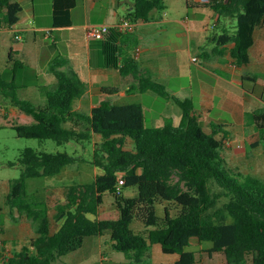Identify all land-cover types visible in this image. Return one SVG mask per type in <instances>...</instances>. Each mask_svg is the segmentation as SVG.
<instances>
[{"label": "trees", "instance_id": "16d2710c", "mask_svg": "<svg viewBox=\"0 0 264 264\" xmlns=\"http://www.w3.org/2000/svg\"><path fill=\"white\" fill-rule=\"evenodd\" d=\"M133 1L134 8L127 15L133 21L147 20L154 9L166 8L165 0ZM54 2L55 24H71L70 8L76 0ZM210 6L219 18L236 21L234 28L227 26L212 39L219 45L233 44L230 50L237 64L248 63L255 29L264 26V0H211ZM0 8L5 10L3 21L10 27L23 9L12 0H0ZM101 40L107 66L138 78L140 91L152 89L170 97L166 85L154 80L129 55L138 42L135 31L111 28ZM67 62L57 59L51 64L57 82L47 88L45 105L21 98L19 85L2 73L0 97L34 117L31 123L12 125L18 136L63 144L71 140L93 142L99 135L101 140L93 142L92 163L103 172L92 182L69 185L66 200L57 204L52 216L47 200L28 198L26 180L59 174L76 157L26 147L20 158L22 175L10 182L8 205L31 221L36 235L29 246L13 251L1 264H65L61 258L86 237L107 231L111 232L113 248L138 263L159 243L165 253L180 255L175 264H195V238L212 242L205 252L210 257L223 253L228 264H264V179L228 165L223 149L230 132L223 129L217 137L218 129L227 125H215L208 132L192 113V99L177 96L173 98L183 110L178 124L169 117L161 126H147L141 103L117 104L110 97L88 113L78 111L75 103L86 93L88 83L74 69L62 68ZM252 78L256 80V76ZM246 119L259 132L254 144L264 148V106L247 112ZM81 121L86 123L85 130L78 128ZM120 177L125 182L119 187ZM125 187L136 188L135 194L126 195ZM108 193L114 195L115 209L104 213L101 207ZM160 201L168 203L163 213L158 212ZM173 203L179 206L176 214ZM53 218L61 222L56 231L52 230ZM135 220L144 223L147 233L132 227Z\"/></svg>", "mask_w": 264, "mask_h": 264}, {"label": "crops", "instance_id": "0c3cea01", "mask_svg": "<svg viewBox=\"0 0 264 264\" xmlns=\"http://www.w3.org/2000/svg\"><path fill=\"white\" fill-rule=\"evenodd\" d=\"M12 1L21 3L23 9L17 23L10 27L3 21L5 10L0 8L2 55L6 51L9 55L6 64L0 58V64L4 66L0 73L8 81L15 80L19 85L18 91L26 88L27 99L45 105L47 88L55 86L57 82L55 74L49 70L55 58H49L45 67H41L42 43L45 42L42 32H54L53 41L56 43V31L66 30L61 35L66 40L68 56L59 60L66 59L68 62L62 68L74 69L88 83V89L76 101L75 109L90 112L94 106L109 97L105 89L114 92L112 96H117V104L136 102L146 109L147 95L158 100V94L154 90L138 89V78L132 74H122L118 67L107 66L105 59L101 60L103 45L97 42L101 39L89 38L87 34L90 24H117L128 18L127 15L134 8L133 0H76V4L70 8L72 23L58 25L55 24L54 0H40L39 3L37 0ZM165 2L166 8L154 9L147 20L136 21L138 42L129 51V55L154 80L166 85L170 93L168 106H174L173 102L178 104L173 98L175 96L180 99L190 98L193 102V115L203 123L208 132H212L215 125H227L218 129L217 137H221L225 129L233 139H247L254 134L257 142L259 132L253 124L247 122L246 113L264 106V26L255 29L254 43L249 48V62L238 65L230 50L233 44L219 45L216 39H212L215 33L220 32L219 27H229L227 22L230 20L235 25V19L224 17L221 22L219 14L210 6L211 0ZM16 35H20V38ZM8 68L12 70V74L7 71ZM28 70L35 74V80H29L33 77L27 78L25 72ZM244 74L248 75L247 78H243ZM253 76H256V80H253ZM1 106L6 109L7 121L14 117H21L26 123L34 121L32 115L0 97ZM182 113L181 108L166 116L173 117L178 124ZM214 113L216 114L213 115ZM165 114L161 113V118L155 120L159 123L157 126L164 123ZM208 126L210 130L207 129ZM137 222L140 228H135L134 224ZM132 227L138 232L147 233L146 226L140 220H135ZM57 229L52 228L53 231ZM0 231L3 234L6 232L4 227H0ZM29 232L32 239L36 235L32 223ZM3 236L0 241L7 244L6 240L10 237L5 239ZM18 239L23 241L22 236ZM195 240L192 239V242ZM25 245L27 244L21 243V247ZM2 256L4 254L0 251V262L3 261ZM170 256L166 260L161 244L155 243L150 256L144 261L151 264H175L180 257L178 253ZM215 256L216 254L210 259L213 260ZM202 258L196 254L195 264H215V261L208 262ZM61 261L65 264H145L144 261L136 263L126 253L114 249L109 231L86 237L81 245L65 254Z\"/></svg>", "mask_w": 264, "mask_h": 264}, {"label": "rangeland", "instance_id": "374dc122", "mask_svg": "<svg viewBox=\"0 0 264 264\" xmlns=\"http://www.w3.org/2000/svg\"><path fill=\"white\" fill-rule=\"evenodd\" d=\"M39 1L40 0H37L38 3ZM222 21H224V16L221 17V22ZM227 23L229 25V28L231 27L234 28L233 20H230ZM62 31H66V30H58V32L56 31L58 37L56 43L55 41H53L55 35L54 32L51 34H49L46 31L42 32V35L45 39V42L42 43V52H43V59L41 62L42 68L45 67V63L49 58H55L56 60L59 58H66L68 56V47L65 38L62 37L61 35ZM218 31L222 33L223 29L219 27ZM25 39L26 36H24L23 40ZM97 42L101 44L102 40H97ZM2 48H3V44L0 43V58L2 57L3 63L6 64L9 55L7 51L2 55ZM101 56H102L101 60L103 61L105 59L104 54H102ZM95 61L96 58L94 62ZM3 68L4 66L0 64V70ZM7 71L12 74V70L10 68H8ZM25 74L28 75L27 78H32L35 75L30 70L26 71ZM36 76H38V74ZM29 80H35V78L33 77L32 79ZM25 90L27 89L22 88L20 91H18V94L21 98H26ZM109 97L114 103L117 101V96L115 98V96L109 95ZM168 98L158 95V100H155L148 95L146 96L145 116H146L147 126L159 125V123H157L155 120L161 118V113L164 112L166 113L165 114V119H166L171 117V116H166L168 115L167 113L174 114V112L181 109L180 106L175 102H173L174 106H168V102H167ZM34 103L37 104L36 102ZM5 111L6 109L3 106H1L0 107V114H1L0 116V125H1L0 127V227H4L6 232L5 234H3L0 231V236L6 235V237L8 236L10 238L7 239L5 236H3V238L7 239L6 240L8 241L7 244H4L3 241L2 242L0 241V251L3 252L4 254V256H2L1 261L5 260V258L9 256L13 251L21 249L22 242L27 244L28 246L31 243V235L29 232L31 231L30 220L25 215L20 214L18 210L11 211L8 205L10 182L14 179L21 177L22 175L23 165L20 162V158L22 156V151L26 147H32L39 151H45V152H68L69 154L74 155L76 157V161L66 166L64 170L59 174H55L47 177L28 178L26 180L27 181L26 194L28 195V198L30 199L43 198L44 200H47L52 216L56 211L57 204L62 203L66 200V189L69 185L92 182L97 174L103 172L102 168L97 167L92 163L94 147H95V144L93 142L96 143V141L101 140L100 139L101 137L99 135L93 138V142H89L88 140L84 142H77L75 140H71L63 144H58L53 139L21 137L18 136L16 130L12 127V125L18 123H26V121H24V119L21 117H14L8 119L10 121H7L6 119L7 116L5 115ZM85 112L88 113L89 111H85ZM215 114L216 113H214L213 115ZM171 118L174 121V118L173 117ZM78 128L81 130H85L86 123L81 121ZM207 129L210 130L211 128L208 126ZM250 129L253 130L252 127H250ZM253 135H250V137L247 139L243 137L239 139L237 138L233 139L229 137L227 140H230L231 143L226 144L225 148L223 149V154L226 157V160L230 167L236 170H240L244 173H251L255 176L264 179V148L263 145L260 146L254 144L256 141ZM128 147L131 148L132 143H129ZM135 191L136 188L133 187L123 188V192L129 196L134 195ZM167 204L168 203L166 201L165 202L160 201L159 204L157 205L158 212L163 213V207L164 205ZM172 207H173V213L176 214L178 212L179 206L173 203ZM114 209H115L114 195L108 193L105 195V201L102 206V212L109 213L112 212ZM59 226L60 223L55 221V219L53 218V222H52L53 230L59 228ZM134 226L135 228H140V224L138 222L135 223ZM19 236H22L23 241L18 239ZM211 245L212 242L210 241L200 242L196 239L195 242H193V246L198 251L197 254L199 258L203 257L202 259L208 262L215 261V264H228L225 255L221 252L216 253V256L213 260L210 259V256H208L205 250ZM190 248L193 247L191 246ZM165 257L166 260H169L171 256L170 254L165 253ZM144 263L151 264L147 260L144 261ZM246 264H251V262L248 261Z\"/></svg>", "mask_w": 264, "mask_h": 264}, {"label": "built area", "instance_id": "2783aa9c", "mask_svg": "<svg viewBox=\"0 0 264 264\" xmlns=\"http://www.w3.org/2000/svg\"><path fill=\"white\" fill-rule=\"evenodd\" d=\"M137 27L136 21H133L129 18L123 19L121 22L117 24H106V23H93L88 26L87 34L89 38H95V39H103L110 31L111 28H118L122 31H135ZM17 38H20V35H16ZM139 50V49H138ZM228 144H230V140L227 141ZM124 178H119V187L124 184Z\"/></svg>", "mask_w": 264, "mask_h": 264}]
</instances>
